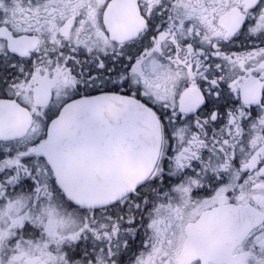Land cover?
Returning <instances> with one entry per match:
<instances>
[{
    "label": "snow or ice",
    "instance_id": "obj_1",
    "mask_svg": "<svg viewBox=\"0 0 264 264\" xmlns=\"http://www.w3.org/2000/svg\"><path fill=\"white\" fill-rule=\"evenodd\" d=\"M0 264H264V0H0Z\"/></svg>",
    "mask_w": 264,
    "mask_h": 264
}]
</instances>
